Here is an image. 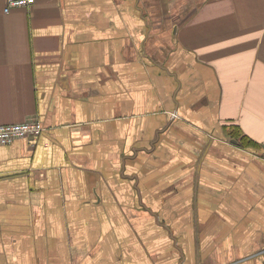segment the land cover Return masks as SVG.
Masks as SVG:
<instances>
[{
	"label": "crops",
	"instance_id": "obj_1",
	"mask_svg": "<svg viewBox=\"0 0 264 264\" xmlns=\"http://www.w3.org/2000/svg\"><path fill=\"white\" fill-rule=\"evenodd\" d=\"M0 0V264H264V0Z\"/></svg>",
	"mask_w": 264,
	"mask_h": 264
},
{
	"label": "built area",
	"instance_id": "obj_2",
	"mask_svg": "<svg viewBox=\"0 0 264 264\" xmlns=\"http://www.w3.org/2000/svg\"><path fill=\"white\" fill-rule=\"evenodd\" d=\"M35 0H5L4 11L8 12L13 7H29ZM44 130L42 120L30 117L17 123L0 124V145L11 143L16 138L37 139Z\"/></svg>",
	"mask_w": 264,
	"mask_h": 264
}]
</instances>
